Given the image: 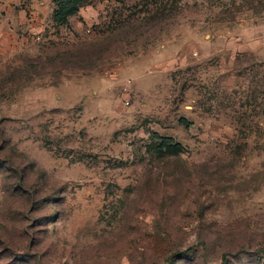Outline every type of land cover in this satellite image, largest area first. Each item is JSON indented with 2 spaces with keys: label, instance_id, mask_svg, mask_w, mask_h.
Wrapping results in <instances>:
<instances>
[{
  "label": "rangeland",
  "instance_id": "1",
  "mask_svg": "<svg viewBox=\"0 0 264 264\" xmlns=\"http://www.w3.org/2000/svg\"><path fill=\"white\" fill-rule=\"evenodd\" d=\"M42 1L0 0V264H264V0Z\"/></svg>",
  "mask_w": 264,
  "mask_h": 264
},
{
  "label": "crops",
  "instance_id": "2",
  "mask_svg": "<svg viewBox=\"0 0 264 264\" xmlns=\"http://www.w3.org/2000/svg\"><path fill=\"white\" fill-rule=\"evenodd\" d=\"M46 1H47V4L42 1L40 3V5H42V6H44L45 4L48 5V2L51 1V0H46ZM8 3L9 2L5 3V6H6L5 8H10V7H8V5L10 3L9 4ZM53 3H54V6H55L54 0H53ZM11 15H10V17H11ZM16 23L17 22H15V20H11V18H9V15H8L7 18H5L2 21H0V50L2 52H4V53L15 49L17 46L20 48L23 45V41L20 40L16 36V31H15L16 30ZM12 27L15 28V30L10 32L9 30H11ZM10 33H12L14 36H10V35H12ZM246 40L247 39L244 38L242 47H244L243 50L245 51V55L246 56L247 55L250 56V55H252V52H253L251 48L253 47V45L255 46V48H257L258 47V41L255 39L254 42H249L248 45H247ZM255 50H257V49H255Z\"/></svg>",
  "mask_w": 264,
  "mask_h": 264
},
{
  "label": "trees",
  "instance_id": "3",
  "mask_svg": "<svg viewBox=\"0 0 264 264\" xmlns=\"http://www.w3.org/2000/svg\"><path fill=\"white\" fill-rule=\"evenodd\" d=\"M55 11L53 14V21L59 27H66L69 25V19L79 13L81 6L86 0H54ZM170 153L177 154L181 151L179 145L169 146Z\"/></svg>",
  "mask_w": 264,
  "mask_h": 264
},
{
  "label": "built area",
  "instance_id": "4",
  "mask_svg": "<svg viewBox=\"0 0 264 264\" xmlns=\"http://www.w3.org/2000/svg\"><path fill=\"white\" fill-rule=\"evenodd\" d=\"M37 39L40 40V37H38Z\"/></svg>",
  "mask_w": 264,
  "mask_h": 264
}]
</instances>
